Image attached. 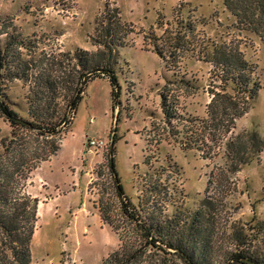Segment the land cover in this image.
Here are the masks:
<instances>
[{
  "label": "rangeland",
  "instance_id": "obj_1",
  "mask_svg": "<svg viewBox=\"0 0 264 264\" xmlns=\"http://www.w3.org/2000/svg\"><path fill=\"white\" fill-rule=\"evenodd\" d=\"M0 29L4 91L21 118L33 119L40 97L49 106L43 111L69 112L79 70L111 65L121 84L114 108L106 75L90 80L60 149L31 173L26 190L39 198L31 264H103L122 242L103 218L101 199L124 244L140 246V232L121 215L112 153L125 194L148 222L178 219L186 228L207 213L195 223L212 236L203 264H227L235 244L264 257V39L241 28L225 0H0ZM165 30L167 38L184 36L176 56ZM213 41L238 45L260 88L229 134L202 150L187 148L190 120L207 117L209 90L219 84L201 51ZM164 104L174 110L170 117ZM12 128L0 113V139ZM92 138L106 145L93 148ZM230 140L243 143L244 162ZM149 254L147 264H185L176 254Z\"/></svg>",
  "mask_w": 264,
  "mask_h": 264
},
{
  "label": "trees",
  "instance_id": "obj_2",
  "mask_svg": "<svg viewBox=\"0 0 264 264\" xmlns=\"http://www.w3.org/2000/svg\"><path fill=\"white\" fill-rule=\"evenodd\" d=\"M225 4L236 16L241 28L252 30L264 39V0H225ZM114 11L120 23L119 11L117 8ZM5 32L0 29V34ZM167 32L168 30H165L164 35ZM176 37L177 33L173 35V32L166 37V42L170 40L169 47L173 53L171 56H176V51L185 45L182 42L184 36ZM154 46L161 57L166 56L157 42H154ZM205 49L201 50L204 52L203 59L213 65V72L219 84L209 90L211 99L207 104V117H194L190 120L192 129L186 147H198L201 150L208 140L218 143L223 136L232 131L236 121L249 111L251 100L260 88V82L255 78V65L245 58L238 45L227 41L222 43L213 41ZM3 65L1 56L0 113L11 122L13 128L9 136L0 139V264H31V243L38 221L39 198L26 190L28 179L42 162L49 160L60 149L63 138L61 134L72 122L73 116L71 117L70 113L71 110H77L85 91L84 86L90 80L99 77V74H105L111 84L115 108L120 98L121 84L111 65L93 68L89 73L79 70L77 71L79 85L72 92L69 112L58 114L43 111L49 106H46L44 98L40 97L38 109L31 112L33 119H24L18 116L7 100L1 78ZM39 84L36 82V87ZM165 105L163 111L170 117L174 110ZM251 135V142L258 139L257 133L253 132ZM56 136L59 137L58 140L54 138ZM239 140L240 137L237 141ZM236 143L235 140L228 142L230 148L234 149V153H238V158L244 162V157L240 154L243 143L237 144L239 147L234 146ZM109 170L114 178L121 215L135 225L142 242L140 246L135 242L127 246L124 244L120 224L112 218L111 207L101 199L100 210L103 218L119 234L122 242L121 247L109 255L103 264H147L149 250L153 249L156 253L176 254L185 264H203L208 260L213 247L212 236L204 224H195L196 221H202L200 218H204L203 213L205 215L207 213L204 211L196 213L186 228L185 225L179 227L178 219L169 220L168 225L155 219L148 222L142 216V211L125 194L113 153L110 156ZM235 246V250L229 251L227 264H249L245 259L264 264L263 256L241 248L240 244Z\"/></svg>",
  "mask_w": 264,
  "mask_h": 264
},
{
  "label": "built area",
  "instance_id": "obj_3",
  "mask_svg": "<svg viewBox=\"0 0 264 264\" xmlns=\"http://www.w3.org/2000/svg\"><path fill=\"white\" fill-rule=\"evenodd\" d=\"M89 145L93 148H103L106 145V142L103 139H90L89 140Z\"/></svg>",
  "mask_w": 264,
  "mask_h": 264
},
{
  "label": "water",
  "instance_id": "obj_4",
  "mask_svg": "<svg viewBox=\"0 0 264 264\" xmlns=\"http://www.w3.org/2000/svg\"><path fill=\"white\" fill-rule=\"evenodd\" d=\"M112 148H113V142H112V146H111V152H112ZM249 264H258L255 261L251 260V259H245Z\"/></svg>",
  "mask_w": 264,
  "mask_h": 264
},
{
  "label": "crops",
  "instance_id": "obj_5",
  "mask_svg": "<svg viewBox=\"0 0 264 264\" xmlns=\"http://www.w3.org/2000/svg\"><path fill=\"white\" fill-rule=\"evenodd\" d=\"M43 163V162H42Z\"/></svg>",
  "mask_w": 264,
  "mask_h": 264
}]
</instances>
